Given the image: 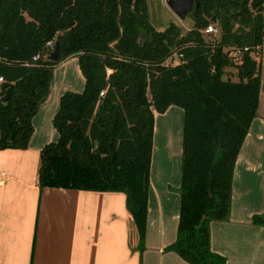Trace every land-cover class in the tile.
Segmentation results:
<instances>
[{"label":"trees","instance_id":"trees-1","mask_svg":"<svg viewBox=\"0 0 264 264\" xmlns=\"http://www.w3.org/2000/svg\"><path fill=\"white\" fill-rule=\"evenodd\" d=\"M191 16L184 33L175 21L155 27L148 0H0V148L28 146L54 65L77 55L85 86L61 95L40 185L125 192L143 248L155 112L182 106L180 218L166 249L191 264H226L210 223L229 217L236 160L259 107L261 60L251 51L264 41V0H200ZM212 20L221 33L206 39ZM229 45L252 50L236 60ZM174 52L180 61L166 63ZM230 65L237 78L225 75Z\"/></svg>","mask_w":264,"mask_h":264},{"label":"crops","instance_id":"crops-1","mask_svg":"<svg viewBox=\"0 0 264 264\" xmlns=\"http://www.w3.org/2000/svg\"><path fill=\"white\" fill-rule=\"evenodd\" d=\"M85 81L77 55L56 63L28 146L0 148V264H191L166 249L177 238L180 218L182 106L155 112L143 248L125 192L40 185L41 150L59 137L53 118L61 95L81 91ZM260 103L236 160L229 217L210 223L211 248L226 264H264ZM255 215L263 222L254 221Z\"/></svg>","mask_w":264,"mask_h":264},{"label":"rangeland","instance_id":"rangeland-1","mask_svg":"<svg viewBox=\"0 0 264 264\" xmlns=\"http://www.w3.org/2000/svg\"><path fill=\"white\" fill-rule=\"evenodd\" d=\"M150 19L157 28H165L171 21H175L180 25L182 31L185 33L187 30L192 28L194 25V19L191 16V11L187 14L185 18H180L173 9L168 5L167 0H148ZM218 34L207 35L206 39H215ZM254 53V52H253ZM255 57L259 61L261 60V89L264 81V41L260 44V48L255 51ZM238 60V59H237ZM225 75H230L233 78H237L238 68L235 65H230L226 67ZM260 111H264V92L260 94Z\"/></svg>","mask_w":264,"mask_h":264},{"label":"built area","instance_id":"built-area-1","mask_svg":"<svg viewBox=\"0 0 264 264\" xmlns=\"http://www.w3.org/2000/svg\"><path fill=\"white\" fill-rule=\"evenodd\" d=\"M220 33H221V27L214 20L210 21L208 23V25L203 29L204 35L207 34V35L212 36V34H215V35L218 34L217 37H219ZM49 43L51 45H53V41H50ZM227 48L230 50L229 56H231L232 58H234L236 60L240 59L246 51L252 50L249 45H229V47H227ZM259 48H260V45H257L255 47V50L253 49L251 51L253 56H255L254 53ZM179 61H180V55L177 52H174L173 55L169 56L166 59V63H171V64L178 63ZM111 71H112L111 68H107L108 73H110ZM0 79L2 80L3 77L0 76Z\"/></svg>","mask_w":264,"mask_h":264},{"label":"water","instance_id":"water-1","mask_svg":"<svg viewBox=\"0 0 264 264\" xmlns=\"http://www.w3.org/2000/svg\"><path fill=\"white\" fill-rule=\"evenodd\" d=\"M167 3L180 18H185L187 14L192 10L194 5L196 9L199 7L200 0H167ZM60 37L61 34H58L57 39L55 41V46L52 51L48 54V58L53 60L59 59ZM262 89H264V81ZM9 93L10 91L8 90L7 93L2 96V98L4 100H7L9 97Z\"/></svg>","mask_w":264,"mask_h":264}]
</instances>
